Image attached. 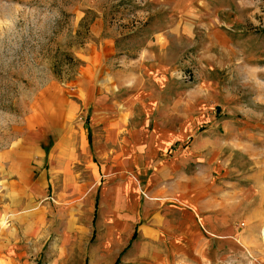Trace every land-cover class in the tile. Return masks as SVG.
Instances as JSON below:
<instances>
[{"label": "rangeland", "instance_id": "1", "mask_svg": "<svg viewBox=\"0 0 264 264\" xmlns=\"http://www.w3.org/2000/svg\"><path fill=\"white\" fill-rule=\"evenodd\" d=\"M125 64L159 80L152 124L183 126L185 170L218 202L186 240L159 228L158 264H264V0H0V264H122L139 249L108 210L79 213L71 189L59 203L45 186L48 152L89 119L81 70L119 92Z\"/></svg>", "mask_w": 264, "mask_h": 264}, {"label": "crops", "instance_id": "2", "mask_svg": "<svg viewBox=\"0 0 264 264\" xmlns=\"http://www.w3.org/2000/svg\"><path fill=\"white\" fill-rule=\"evenodd\" d=\"M97 72H80L76 93L82 92L89 119L84 121L80 139L59 140L48 152L51 176L46 177L45 186L59 203L71 189L79 213L98 207L108 210L106 226L124 244L130 238L133 242L143 239L137 251L121 258L122 264H158L159 228L177 234L178 240H186L192 228L205 229L198 210L202 214L208 209L219 211L216 197L211 196L215 186L197 182L198 175L185 170L191 151L175 143L186 133L183 126L177 134L164 123L152 124L151 115L158 107L150 88L159 85L157 78L140 76L127 64L120 65L119 78L114 79L120 91L113 92L109 78L97 79ZM169 109L174 111V107L162 110L168 114ZM71 163H75L73 170ZM68 221L70 225L82 220L73 212Z\"/></svg>", "mask_w": 264, "mask_h": 264}, {"label": "trees", "instance_id": "3", "mask_svg": "<svg viewBox=\"0 0 264 264\" xmlns=\"http://www.w3.org/2000/svg\"><path fill=\"white\" fill-rule=\"evenodd\" d=\"M67 55H69V56H67V57H69V58H70V53H69V52L67 53Z\"/></svg>", "mask_w": 264, "mask_h": 264}]
</instances>
